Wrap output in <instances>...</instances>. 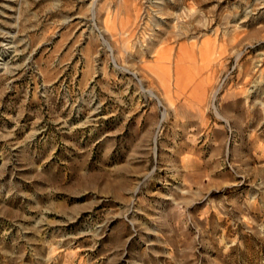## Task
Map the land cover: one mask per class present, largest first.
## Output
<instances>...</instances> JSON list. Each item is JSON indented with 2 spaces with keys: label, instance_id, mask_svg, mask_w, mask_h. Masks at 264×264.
Listing matches in <instances>:
<instances>
[{
  "label": "rangeland",
  "instance_id": "374dc122",
  "mask_svg": "<svg viewBox=\"0 0 264 264\" xmlns=\"http://www.w3.org/2000/svg\"><path fill=\"white\" fill-rule=\"evenodd\" d=\"M0 264H264V0H0Z\"/></svg>",
  "mask_w": 264,
  "mask_h": 264
}]
</instances>
